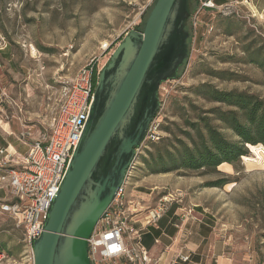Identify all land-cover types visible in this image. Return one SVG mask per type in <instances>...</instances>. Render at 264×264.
Masks as SVG:
<instances>
[{
  "label": "rangeland",
  "instance_id": "1",
  "mask_svg": "<svg viewBox=\"0 0 264 264\" xmlns=\"http://www.w3.org/2000/svg\"><path fill=\"white\" fill-rule=\"evenodd\" d=\"M201 1L189 0L192 14ZM155 2L0 0V98L6 115L16 119L20 114L37 136L49 122L59 88L91 58L106 66L123 38L131 30L143 29ZM200 19L195 43L191 16L186 21L189 57L175 79L160 85V107L154 118L160 139L141 144L135 157L139 178L130 181L128 191L134 187L151 192L142 199L146 211L171 195L172 206L183 204L186 211L194 208L201 213V229L209 237L206 245L215 246L232 264H264L262 144H249L248 155L205 175L187 170L155 174L145 163L155 144L168 143L172 149L179 147L178 140H186V120L210 114L208 110L217 106L227 108L204 97L202 84L264 97V0H233L227 6L203 9ZM214 124L220 126L218 121ZM24 128L20 125L19 131ZM225 134L237 139L229 130ZM222 180H226L223 186L208 185ZM154 186L158 187L153 191ZM0 264H34L33 246L7 215H0Z\"/></svg>",
  "mask_w": 264,
  "mask_h": 264
},
{
  "label": "water",
  "instance_id": "2",
  "mask_svg": "<svg viewBox=\"0 0 264 264\" xmlns=\"http://www.w3.org/2000/svg\"><path fill=\"white\" fill-rule=\"evenodd\" d=\"M189 0H156L98 76L89 118L43 230L34 264H92L88 238L113 202L160 107L162 82L189 57Z\"/></svg>",
  "mask_w": 264,
  "mask_h": 264
},
{
  "label": "built area",
  "instance_id": "3",
  "mask_svg": "<svg viewBox=\"0 0 264 264\" xmlns=\"http://www.w3.org/2000/svg\"><path fill=\"white\" fill-rule=\"evenodd\" d=\"M236 2L239 0H235ZM222 6L216 4L215 0L200 2L197 10L191 14L194 43L198 36V26L202 24L200 12ZM207 27L208 31L212 29L209 25ZM103 67L99 66L96 58H91L71 80L59 88L56 106L44 130L37 136L29 127L21 132L22 139L29 138V142L31 141L27 156L21 164L3 168L0 179L8 183L12 198L0 204V212L13 218L23 228L24 240L32 246L43 230L46 213L59 191L81 139L89 118L98 76ZM155 121H151L145 140L153 142L160 139V131ZM140 147L135 149L136 153ZM5 153L6 150L0 148V154ZM5 162L1 160L0 166ZM135 173L134 159L113 202L88 238L92 264H159L160 257L155 258L143 245V229L136 226L138 211L132 209L135 201L128 191V184ZM171 201L172 196L168 195L160 203L148 208L143 216V224H157L169 210ZM189 213L181 215L183 223ZM190 257V254L181 252L169 264H177L178 260L186 263L190 261Z\"/></svg>",
  "mask_w": 264,
  "mask_h": 264
},
{
  "label": "trees",
  "instance_id": "4",
  "mask_svg": "<svg viewBox=\"0 0 264 264\" xmlns=\"http://www.w3.org/2000/svg\"><path fill=\"white\" fill-rule=\"evenodd\" d=\"M200 89L204 97L227 108L217 106L208 110L210 114L199 115L194 121L186 120L189 130L184 132L186 140H178L179 147L172 145L170 149L168 143L155 144V152L151 151V158L145 160L150 173L176 170L202 175L217 173L223 163L234 164L248 155L249 144L264 146V97L238 89L220 90L211 84H202ZM214 121L220 122V126ZM225 130L231 131L237 139H230ZM225 184L226 180L208 182L213 186Z\"/></svg>",
  "mask_w": 264,
  "mask_h": 264
},
{
  "label": "crops",
  "instance_id": "5",
  "mask_svg": "<svg viewBox=\"0 0 264 264\" xmlns=\"http://www.w3.org/2000/svg\"><path fill=\"white\" fill-rule=\"evenodd\" d=\"M216 1L217 4L228 5L233 0ZM2 103L4 102L0 98V148H4L6 153L0 154V161L5 160L6 162L0 166V176L3 174V168L21 164L30 150V142L22 139L21 132L23 130L19 131L20 125L28 127L24 125L23 117L19 114L15 116L16 119L9 118L6 115V106ZM134 177V179L139 178L136 173ZM144 178L146 179L147 176ZM157 187L154 186L151 189L154 191ZM129 194L135 201L132 209L138 211L136 226L143 229L142 243L155 258L160 257L159 264H169L181 252L190 254L191 260L186 263L178 260L177 264H232L229 258L215 249V246L206 245L209 237L204 235L201 229L202 215L194 208L186 211V205L174 204L172 206L173 203H171L169 210L157 224L146 226L143 224V216L146 214L147 202L145 204L142 199L149 197L151 192L145 193L132 187ZM11 198L12 194L8 183L0 179V204ZM189 211H193L192 215L187 217L183 223L181 215L185 212L189 213ZM0 215L5 214L0 212Z\"/></svg>",
  "mask_w": 264,
  "mask_h": 264
},
{
  "label": "bare ground",
  "instance_id": "6",
  "mask_svg": "<svg viewBox=\"0 0 264 264\" xmlns=\"http://www.w3.org/2000/svg\"><path fill=\"white\" fill-rule=\"evenodd\" d=\"M103 47H106V46H103ZM35 49V48H34ZM35 51V50H34Z\"/></svg>",
  "mask_w": 264,
  "mask_h": 264
}]
</instances>
